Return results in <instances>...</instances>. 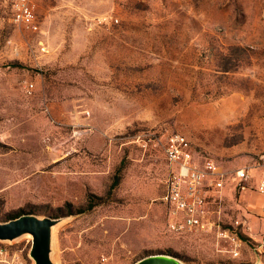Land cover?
<instances>
[{
	"label": "rangeland",
	"instance_id": "1",
	"mask_svg": "<svg viewBox=\"0 0 264 264\" xmlns=\"http://www.w3.org/2000/svg\"><path fill=\"white\" fill-rule=\"evenodd\" d=\"M15 3L0 0V64L24 73L18 104L0 108V220L19 208L64 217L59 264L158 252L264 264V245L234 224L246 203L234 172L247 168L250 184L264 174V0H33L37 31L13 21ZM173 132L191 163L227 174L221 187L206 178L209 223L182 233L164 200ZM89 194L103 198L66 214ZM30 246L26 235L0 241L19 264H34Z\"/></svg>",
	"mask_w": 264,
	"mask_h": 264
},
{
	"label": "built area",
	"instance_id": "2",
	"mask_svg": "<svg viewBox=\"0 0 264 264\" xmlns=\"http://www.w3.org/2000/svg\"><path fill=\"white\" fill-rule=\"evenodd\" d=\"M33 0H16L14 4L12 19L22 26H26L33 31L39 29V23L33 13ZM186 139L178 132L171 133L166 140L165 153L167 159L175 165L166 180L167 192L164 200L168 206V226L175 233L191 231L196 228L204 227L209 223L208 206L210 197L213 196L207 189L206 178L211 176L216 187H221L225 175L218 170L214 161H205L201 166L195 165L188 160L186 154ZM264 162V155L261 157ZM235 177L245 188L250 185L251 176L245 167L237 169ZM257 193L262 196L261 208L264 211V174L253 184ZM212 192L215 190H211ZM235 227L240 229L253 240L259 242V246L264 245V228L257 238L253 237V229L246 218L235 221ZM229 231V229H228ZM222 234L227 235V231ZM242 239V237H240ZM232 250L234 255L239 253V244H235ZM0 264H19L16 260V253L9 249L0 247Z\"/></svg>",
	"mask_w": 264,
	"mask_h": 264
},
{
	"label": "water",
	"instance_id": "3",
	"mask_svg": "<svg viewBox=\"0 0 264 264\" xmlns=\"http://www.w3.org/2000/svg\"><path fill=\"white\" fill-rule=\"evenodd\" d=\"M63 218L22 213L7 220H0V241H13L29 234L31 236L29 255L34 264H59L52 258L53 230ZM133 264L187 263L174 254L158 252L143 256Z\"/></svg>",
	"mask_w": 264,
	"mask_h": 264
},
{
	"label": "crops",
	"instance_id": "4",
	"mask_svg": "<svg viewBox=\"0 0 264 264\" xmlns=\"http://www.w3.org/2000/svg\"><path fill=\"white\" fill-rule=\"evenodd\" d=\"M13 63L6 62L0 64V108L3 107L2 103L7 100H12V103L17 105L19 102L18 98L22 96L23 91L21 88L24 84V73L22 69L17 67L18 64L16 62V65ZM10 108L13 109L11 110L13 114L17 113V106H12ZM0 115H4V113L0 111ZM19 151L21 150L16 149V154H14V157L23 156ZM231 177L234 176L231 175ZM256 177H258V175ZM226 179L229 180V177ZM253 184H250L245 188L240 187L239 190L246 201L244 204V218L249 221L253 229V237L257 238L259 233L264 228V211L261 208L262 196L257 193Z\"/></svg>",
	"mask_w": 264,
	"mask_h": 264
},
{
	"label": "trees",
	"instance_id": "5",
	"mask_svg": "<svg viewBox=\"0 0 264 264\" xmlns=\"http://www.w3.org/2000/svg\"><path fill=\"white\" fill-rule=\"evenodd\" d=\"M117 182H118V176L116 175L115 177H114V180H113V183H112V186H111V188L114 186V185H116L117 184ZM102 196H98V195H95V194H89L88 195V198H87V203H86V205L85 206H81V207H79L78 209H76V210H73V209H71V203H69V202H67L66 204H65V208H66V210H67V212H66V214H79V213H83V212H85V211H88V210H90L91 208H93L95 205H97V204H99V202H101V200H102ZM60 211L62 210V209H59ZM22 213H25L24 212V209L23 208H19V209H17V211H15V212H13V213H9L8 215H7V219H10V218H13V217H16V216H18V215H20V214H22ZM242 238H244L243 236H242Z\"/></svg>",
	"mask_w": 264,
	"mask_h": 264
},
{
	"label": "bare ground",
	"instance_id": "6",
	"mask_svg": "<svg viewBox=\"0 0 264 264\" xmlns=\"http://www.w3.org/2000/svg\"><path fill=\"white\" fill-rule=\"evenodd\" d=\"M54 229H55V227H54ZM26 236H30L29 234H27ZM52 258H53V256H52ZM54 259V258H53Z\"/></svg>",
	"mask_w": 264,
	"mask_h": 264
}]
</instances>
